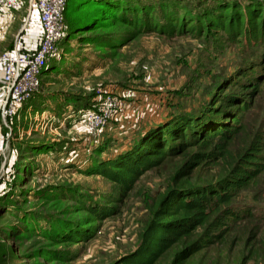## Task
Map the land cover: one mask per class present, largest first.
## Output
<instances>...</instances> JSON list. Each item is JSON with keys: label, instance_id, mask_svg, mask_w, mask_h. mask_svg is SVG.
I'll use <instances>...</instances> for the list:
<instances>
[{"label": "rangeland", "instance_id": "374dc122", "mask_svg": "<svg viewBox=\"0 0 264 264\" xmlns=\"http://www.w3.org/2000/svg\"><path fill=\"white\" fill-rule=\"evenodd\" d=\"M89 1L68 0L65 32L40 90L11 127L2 123L0 264L132 261L150 221L149 207L166 192L183 160L169 157L141 175L121 210L109 216L92 211L115 205L108 197L119 193L108 178L97 174V165L125 152L137 131L173 113L227 104L222 99L242 92V69L264 64V42L253 26L258 21L253 14L264 11V0H127L123 12L111 11L110 0ZM133 5L148 14L138 16ZM228 6L233 8L225 9ZM240 13L246 15V27L227 28L228 18L237 19ZM90 14L93 18L79 26V19ZM8 17H15L13 28L5 32L12 43L34 18L26 24L25 10L10 11ZM125 19L138 22L133 26ZM4 51L2 46L0 53ZM108 96L119 112L104 117V124L92 132L82 111L100 113ZM244 120L245 133L234 148L256 136L264 154V87ZM207 173L198 172L193 184L202 183ZM237 199L257 217L236 230H248L245 240L250 233L264 238V171ZM81 232H89V238L76 236ZM245 240L233 244L228 238L203 247L185 264H243L251 247ZM193 241L175 243L169 261Z\"/></svg>", "mask_w": 264, "mask_h": 264}, {"label": "trees", "instance_id": "16d2710c", "mask_svg": "<svg viewBox=\"0 0 264 264\" xmlns=\"http://www.w3.org/2000/svg\"><path fill=\"white\" fill-rule=\"evenodd\" d=\"M89 2L104 4V1L97 0ZM119 3L118 0H110L109 5L113 6L111 11L123 12L128 1L126 5ZM133 6L135 12L139 10L138 5L134 6L136 9ZM230 8L233 7L225 9ZM139 14L144 16L148 13L140 9L137 11ZM93 15L79 19V26H84ZM245 16L240 13L237 19L229 17L227 28L241 30L245 25ZM253 17L258 19L253 24L256 35L264 42V11H256ZM125 21L133 26L138 22L137 19L136 22ZM45 73L46 69L43 75ZM238 84L242 92L237 97L222 99L223 103L228 100L227 104L211 103L196 111L173 113L166 121L137 131L125 152L107 163L97 165V174L108 178L111 187L119 193H114V199L108 197V202L115 205H107L103 212L99 211L100 208H93L92 211L95 216H109L121 210L125 198L141 175L160 166L169 157L178 156L183 160V165L170 178L166 192L154 206L149 207L150 221L142 232L138 250L132 252L134 259L123 264H185L203 247L224 243L228 238L233 244L245 240L244 234L248 230L242 233L236 228L257 215L252 208L240 205L237 197L258 181L264 171V154L261 140L256 136L246 140L239 148L234 146L245 133V114L264 87V64L244 67ZM230 106L234 109H229ZM202 170L208 171L203 182L193 184L196 174ZM184 177L187 180L183 182ZM260 217L264 221V216ZM88 234L81 232L76 236L85 241L89 238ZM195 236L197 239L193 241ZM184 241L193 243L179 251L174 261H169V250L175 243ZM245 241L251 247L243 264H258L264 260L262 235L250 233Z\"/></svg>", "mask_w": 264, "mask_h": 264}, {"label": "built area", "instance_id": "2783aa9c", "mask_svg": "<svg viewBox=\"0 0 264 264\" xmlns=\"http://www.w3.org/2000/svg\"><path fill=\"white\" fill-rule=\"evenodd\" d=\"M68 0H0V15L13 12H27L26 24L37 18L39 33L35 45L24 47L18 44L0 53V136L2 123L11 127L23 106L41 88L43 72L49 64L59 41L65 32V9ZM25 27L20 31L23 33ZM21 36V35H20ZM119 105L112 97L105 100V106L98 113L82 111V117L94 132L104 124Z\"/></svg>", "mask_w": 264, "mask_h": 264}, {"label": "crops", "instance_id": "0c3cea01", "mask_svg": "<svg viewBox=\"0 0 264 264\" xmlns=\"http://www.w3.org/2000/svg\"><path fill=\"white\" fill-rule=\"evenodd\" d=\"M13 18H9L8 15L5 16H1L0 15V46L2 45L4 50H8L15 47L18 44V40H21L22 45L24 47H29L30 45H35L36 43V37L39 33V24L37 22V18L33 17L34 19L31 21L32 26L30 28H27V30L25 32H20L17 36L15 35V39L12 41L11 45L8 46L9 40L6 37V33L5 32H9L10 29H12V25H13ZM21 35V36H20ZM4 43V45H3ZM1 46V47H2ZM0 47V48H1ZM7 48V49H6Z\"/></svg>", "mask_w": 264, "mask_h": 264}]
</instances>
